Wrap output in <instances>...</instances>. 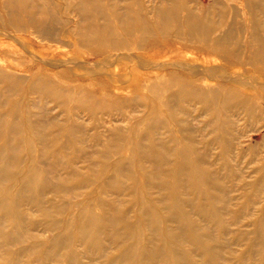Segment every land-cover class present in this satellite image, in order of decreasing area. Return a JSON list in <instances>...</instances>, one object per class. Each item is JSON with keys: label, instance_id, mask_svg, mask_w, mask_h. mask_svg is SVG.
Here are the masks:
<instances>
[{"label": "bare ground", "instance_id": "obj_1", "mask_svg": "<svg viewBox=\"0 0 264 264\" xmlns=\"http://www.w3.org/2000/svg\"><path fill=\"white\" fill-rule=\"evenodd\" d=\"M0 26V264H264V154L229 163L264 119V0H0Z\"/></svg>", "mask_w": 264, "mask_h": 264}, {"label": "rangeland", "instance_id": "obj_2", "mask_svg": "<svg viewBox=\"0 0 264 264\" xmlns=\"http://www.w3.org/2000/svg\"><path fill=\"white\" fill-rule=\"evenodd\" d=\"M205 2H207V0H205ZM62 16L64 18L72 17V16H74V12L73 13H70L69 11L66 13L63 12ZM3 28L0 26V41H2V40L11 41L12 38H10V36L5 35L6 31H4ZM3 31H4V33H3ZM11 32L15 36H24V37L30 38L31 40H35L38 38V37H35L34 34L29 33V32L16 33L12 29H11ZM34 42L37 43L36 40ZM52 44H53L52 48L58 53L57 56H61L64 51L71 53V48H69V46H66V45L61 46L60 43H56V42H53ZM194 55H197L201 59H203L202 58L203 56L201 54L199 55L198 53H194ZM57 56L54 59L58 60L59 57H57ZM79 72L81 73V74L79 73V75L83 74L81 70H79ZM233 74H236V73H233ZM246 75H248L247 72H246ZM31 97L34 99L37 98L36 94H31ZM41 102H52V101L44 100ZM49 106L53 108V112L55 114H59L58 108L54 107L53 103H50ZM143 108H144V106H141V105L140 106H129V107L127 106L126 107V109L129 111V113H133V114H139L140 111L143 110ZM122 112H124V111H119V110L114 111V115H113L114 120L112 119V121H116V119H117V121L121 125H124L125 122L122 121L123 117L121 116ZM197 114H198V111H196V110L193 111V115L190 116L193 119H191L190 122L194 126H199V125L201 126L204 123L203 122L204 117L198 115V119L201 120L199 122V120H197L195 118ZM240 114H241V118L239 120L237 118V126L238 127L236 128V131H235V135H237V136H235L233 139L234 142H236V143L234 144V147H233V154H231V157L229 158V163L232 164L233 166H235L233 172H235V171H238L241 173L244 172L243 174H245L246 178H249V176H248L249 174L256 175L258 173L256 171L257 170L256 168L259 166V164L262 161V158H261L262 153L264 154V145L261 143L262 139L264 138V135H263L264 134V119L262 118L261 120L257 121V120L250 119L246 113H240ZM102 116L105 117V116H107V114L102 115ZM81 121H83L84 124H86L88 126L90 131L94 130V127H93L94 126V122H93L94 120L89 118L88 115H84V117L81 118ZM163 135H166V134L164 133ZM262 142L264 143V141H262ZM255 146H259V148H260L259 152L256 150ZM211 152H212L211 154L215 158V160H217L218 158H220L222 156L220 153L219 147L215 142L212 143V151ZM259 160H261V161H259ZM221 169H222V167H221ZM221 176H223V178H225L224 181H228V185H229L228 189H227L228 192L231 193L232 195L236 196L241 191L242 182H240V180L237 178V176L236 177L235 176L229 177V178L228 177L226 178L224 176V174H221ZM261 199H262L261 200L262 204H264V197H262ZM237 202H238L237 199L234 200L235 204H237ZM243 227L250 228L246 222L244 223ZM241 246L242 245H236V244L232 245L233 249L236 251H240ZM230 249H232V248H230ZM227 255H229V254H227ZM233 262H234V260H233Z\"/></svg>", "mask_w": 264, "mask_h": 264}]
</instances>
